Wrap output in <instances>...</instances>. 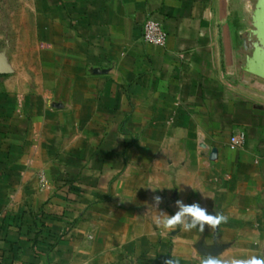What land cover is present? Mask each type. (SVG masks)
<instances>
[{
	"label": "crops",
	"instance_id": "obj_1",
	"mask_svg": "<svg viewBox=\"0 0 264 264\" xmlns=\"http://www.w3.org/2000/svg\"><path fill=\"white\" fill-rule=\"evenodd\" d=\"M19 1L40 70L0 110V264L264 261V77L230 0Z\"/></svg>",
	"mask_w": 264,
	"mask_h": 264
},
{
	"label": "rangeland",
	"instance_id": "obj_2",
	"mask_svg": "<svg viewBox=\"0 0 264 264\" xmlns=\"http://www.w3.org/2000/svg\"><path fill=\"white\" fill-rule=\"evenodd\" d=\"M19 0H0V62L5 72L0 74V110L15 109L19 104L12 93L20 88L19 77L28 75L37 76L38 53L31 51V45L27 44L26 35H23V13ZM264 0H230V21L238 34V44L247 51L242 62L255 50L253 30L256 29V14ZM242 40V42H241ZM246 40V41H245ZM247 56V57H246Z\"/></svg>",
	"mask_w": 264,
	"mask_h": 264
},
{
	"label": "water",
	"instance_id": "obj_3",
	"mask_svg": "<svg viewBox=\"0 0 264 264\" xmlns=\"http://www.w3.org/2000/svg\"><path fill=\"white\" fill-rule=\"evenodd\" d=\"M257 24L253 30L255 40V50L247 57V69L254 74L264 77V4L260 5L255 16ZM5 69L0 62V74L4 73Z\"/></svg>",
	"mask_w": 264,
	"mask_h": 264
},
{
	"label": "built area",
	"instance_id": "obj_4",
	"mask_svg": "<svg viewBox=\"0 0 264 264\" xmlns=\"http://www.w3.org/2000/svg\"><path fill=\"white\" fill-rule=\"evenodd\" d=\"M143 40L152 45L163 46L166 44L168 33L158 21L149 19L143 25ZM246 135L240 131L231 135L229 146L231 149H237L244 145Z\"/></svg>",
	"mask_w": 264,
	"mask_h": 264
},
{
	"label": "clouds",
	"instance_id": "obj_5",
	"mask_svg": "<svg viewBox=\"0 0 264 264\" xmlns=\"http://www.w3.org/2000/svg\"><path fill=\"white\" fill-rule=\"evenodd\" d=\"M154 199L158 200L159 198L157 197V198H154ZM185 211L192 212L193 215L195 217H197L199 220L208 221L209 223H211L213 225L217 223L216 220H214L210 216H206L204 214V212H202V211H194L191 208L185 209ZM179 220H180V216L177 215L174 219L167 221V224L169 226H172V225H175ZM166 264H172V262L168 261V262H166ZM205 264H218V262L210 259V260L206 261ZM247 264H264V261H261L259 259H252V260L248 261Z\"/></svg>",
	"mask_w": 264,
	"mask_h": 264
}]
</instances>
